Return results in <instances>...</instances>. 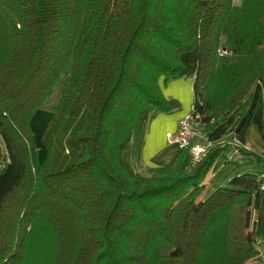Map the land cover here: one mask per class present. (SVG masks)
Returning <instances> with one entry per match:
<instances>
[{"label":"trees","instance_id":"16d2710c","mask_svg":"<svg viewBox=\"0 0 264 264\" xmlns=\"http://www.w3.org/2000/svg\"><path fill=\"white\" fill-rule=\"evenodd\" d=\"M160 77L193 78L206 133L257 81L264 101V0H0V264H264L261 179L204 196L215 144L121 164L147 107L179 109ZM252 113L230 133L243 154Z\"/></svg>","mask_w":264,"mask_h":264},{"label":"crops","instance_id":"0c3cea01","mask_svg":"<svg viewBox=\"0 0 264 264\" xmlns=\"http://www.w3.org/2000/svg\"><path fill=\"white\" fill-rule=\"evenodd\" d=\"M159 87L165 99L179 102V109L173 112L153 114L147 107L139 123L136 153H132L133 135L128 133L119 143L118 156L123 167L131 174H147V170L172 163L181 152L176 143L169 140L178 129L179 120L189 114L193 102V78L179 77L167 82L159 78ZM253 109L251 120L246 128L244 144L241 147L251 154L241 153L238 141L230 138L232 130H237L246 116ZM264 103L263 88L256 82L243 102L227 117L212 125L206 141L212 142L217 152L208 169L202 186L204 196L219 187H224L230 179L245 173H252L264 184ZM211 123V122H210ZM196 144L202 145L204 139L197 137ZM217 147H222L217 151ZM240 149V150H239ZM261 190V189H260ZM258 205L251 208V228L255 240L264 239V189L261 190Z\"/></svg>","mask_w":264,"mask_h":264},{"label":"built area","instance_id":"2783aa9c","mask_svg":"<svg viewBox=\"0 0 264 264\" xmlns=\"http://www.w3.org/2000/svg\"><path fill=\"white\" fill-rule=\"evenodd\" d=\"M222 53L226 54L227 51L223 49ZM200 117L199 113L190 111L189 114L179 120L177 131L169 137V140L176 143L180 150H188L191 156V164H196L213 146L212 142L205 140L207 133L200 128ZM197 137L204 139L202 145L196 144L195 139ZM260 189H264V184L260 185Z\"/></svg>","mask_w":264,"mask_h":264},{"label":"rangeland","instance_id":"374dc122","mask_svg":"<svg viewBox=\"0 0 264 264\" xmlns=\"http://www.w3.org/2000/svg\"><path fill=\"white\" fill-rule=\"evenodd\" d=\"M234 2L235 3H238L239 2V0H234ZM221 53H222V51H221ZM263 103H264V101H263ZM145 111V110H144ZM144 113V112H143ZM143 116V115H142Z\"/></svg>","mask_w":264,"mask_h":264}]
</instances>
